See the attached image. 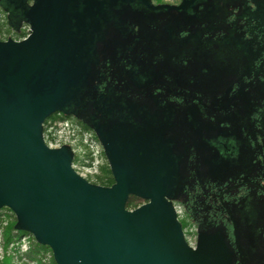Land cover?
I'll list each match as a JSON object with an SVG mask.
<instances>
[{
    "label": "water",
    "instance_id": "obj_1",
    "mask_svg": "<svg viewBox=\"0 0 264 264\" xmlns=\"http://www.w3.org/2000/svg\"><path fill=\"white\" fill-rule=\"evenodd\" d=\"M21 17L29 35L0 41V210L47 246L55 264H195L199 249L185 243L166 199L164 149L147 169L149 187L137 184L143 167L130 158L113 167L115 181L106 187L75 172L66 145L44 143L42 124L67 87L70 15L64 0H33ZM136 192L148 202L127 209Z\"/></svg>",
    "mask_w": 264,
    "mask_h": 264
},
{
    "label": "flooded vegetation",
    "instance_id": "obj_2",
    "mask_svg": "<svg viewBox=\"0 0 264 264\" xmlns=\"http://www.w3.org/2000/svg\"><path fill=\"white\" fill-rule=\"evenodd\" d=\"M146 1L148 5L140 0H73V18L81 23L79 31L71 24L69 13L71 29L66 35L70 47L63 73L67 87L64 98L55 107L53 115L56 117L52 121H68L72 129L95 142L102 160L98 177L102 180L114 182L113 167L124 158L143 167L154 145L163 149L169 144L174 157L186 151L184 141L175 140L170 133L181 131L182 124L177 120L187 106L196 120L193 131L205 136L215 134L211 122V129L204 131L200 104L207 100L203 96L201 71L196 65L186 64L184 55L187 43L196 44L197 36L193 34L195 39L187 42L186 23L161 16L184 9L177 8L182 1L177 4ZM32 3L30 0L29 6ZM209 119H205L206 123ZM66 146L72 161L77 160L72 147ZM193 146L199 148L202 144ZM222 148L230 151L226 144H222ZM204 150L207 160H200L198 169L205 174L207 171L219 173L214 169L217 162L213 143L206 144ZM120 151L125 154L119 156ZM178 158L183 159L181 155ZM161 164L167 165L164 168V183L169 189L166 199L182 212V219H177L184 220L182 233L188 227L194 230V248L200 249L218 238L229 264H264V212L257 208L261 198L253 201L247 190L243 193L242 205L231 209L218 208L216 200L212 202L215 206L209 207L210 201L206 198L201 202L203 209H193L195 215L191 218L187 193L182 194L181 200L175 198L173 191L177 179L167 178L170 168L167 160L162 159ZM184 164L186 167L187 159ZM235 164L237 162L231 166ZM249 165L250 158L242 172ZM102 168L108 171L102 172ZM240 172L237 169L232 174ZM86 177L91 175L86 173ZM190 186V183L184 186L185 190ZM139 199L142 204L148 202L145 197ZM250 203L259 209L257 213L253 211V216ZM254 216L256 222H252ZM199 231L206 234H199ZM251 249L252 257L247 255V250Z\"/></svg>",
    "mask_w": 264,
    "mask_h": 264
},
{
    "label": "trees",
    "instance_id": "obj_3",
    "mask_svg": "<svg viewBox=\"0 0 264 264\" xmlns=\"http://www.w3.org/2000/svg\"><path fill=\"white\" fill-rule=\"evenodd\" d=\"M260 1L199 0L187 8L161 14L175 18L177 22L184 21L187 36H197L196 44L187 43L184 55L186 64L196 65L201 71L203 96L207 100L205 104L199 103L204 131L211 129V123L215 129L213 135L196 134L192 129L193 125L196 127V120L187 106L177 120L182 124L181 131L170 133L175 140L184 141L186 151H180L174 157L169 144L163 148L165 160L171 164V175L177 179L173 195L181 200L182 194L187 193L191 201L188 206L191 218L195 215L193 209H203L201 202L206 198L210 201L209 207L215 206L212 204L215 200L221 209L235 208L237 204L241 206L243 193L247 190L253 201L261 198L258 204L264 208V4L258 5ZM18 2L6 0L3 3L0 0V11L5 14L10 28H17L24 21L21 16L17 19ZM29 2L27 0L26 6ZM55 117L52 114L46 119L53 120ZM205 119H209V123ZM195 143L202 146L195 148ZM210 143H213L216 152L215 164L220 166L219 169L214 164V169L219 170L217 174L212 171L205 174L198 169L199 161L207 160L204 146ZM222 144H226L230 151L223 149ZM243 150L250 153L249 168L245 172L240 169L241 172L234 176L229 166L239 161ZM180 155L182 160L178 158ZM99 180L101 186L108 187L114 183L112 179ZM187 181L191 186L186 191L184 186L189 184ZM137 195L141 193L128 197L127 209L138 207ZM183 221L178 220L181 230ZM13 230L17 235L28 234L15 219L5 226L4 247L14 238L11 234ZM199 234L206 233L199 231ZM40 251L51 254L47 246L34 240L28 250V259L37 260ZM247 255L253 256L252 249L247 250ZM36 263L41 264L40 261ZM0 264H11V257L3 255ZM49 264H55L52 257Z\"/></svg>",
    "mask_w": 264,
    "mask_h": 264
},
{
    "label": "rangeland",
    "instance_id": "obj_4",
    "mask_svg": "<svg viewBox=\"0 0 264 264\" xmlns=\"http://www.w3.org/2000/svg\"><path fill=\"white\" fill-rule=\"evenodd\" d=\"M1 1H3V3H6V0H1ZM163 1L169 4H177L180 0H163ZM64 2L67 4L69 13L72 16L71 24L76 29V31H79L81 23H79L73 18L75 15V10L72 9L73 0H64ZM260 4L263 5L264 0H261L258 3V5ZM26 5H27V0H19L18 8L16 9V12L19 13L17 19H19V17L24 12V8ZM1 14H0V20L3 18H5L6 20V17L3 16L4 13L2 15ZM186 39L188 42L194 40L195 38L194 35H192L191 37L187 36ZM87 138L88 136H84L74 132L73 136L70 135L68 138L65 139V142L71 145L73 149L72 150L73 154L77 158V160L74 161V164L76 165V170L84 175H86V173L91 174L97 171L99 172L98 167H100L102 163V160L101 158H99V156L97 157L96 160V158L93 155V152L95 153L96 151H98V147L95 146V142L92 141V144L91 142H88ZM89 144L90 146L92 145V147H90ZM162 151L163 150L161 149V147L154 145V150L151 151L150 157L142 163L143 168L137 169L136 181L139 186L143 188L149 187L147 169L149 166L157 165V156L161 153H164ZM124 154L125 152L123 151L119 152V156H123ZM249 158H250V153L246 150H243L241 152V156L237 164L230 167L231 172L234 173L237 171V169L240 170L243 167H245V163H247V159ZM167 178L171 179L172 175L168 174ZM142 202H143L142 200L137 199L138 206H140ZM257 208H260V211L262 210V213L264 212V208L262 207H257ZM250 209L252 216H253L252 214L253 211L255 213L257 210H259L256 209L251 203H250ZM14 220H15V216L9 210H7L6 208L0 210V261H2L3 255L11 257V264H37L36 262L38 261H40V263L42 264L43 259H47L46 261H49V252H44V251H40L38 253V256L36 255L37 260L28 259L27 256L28 250L30 249V247L34 242L33 236L31 234L17 235V232L13 230L11 234L14 236V238L6 247H4L3 235H4L5 226L11 222H14ZM252 220H253L252 222H256L255 221L256 217L254 216ZM187 236H189L188 239L187 237L184 238L187 245L192 249H195L194 248L195 240H196L195 232L193 229L190 231V227L187 228ZM253 239H256V237L254 236ZM199 253L200 255L195 260V264H229L227 262L228 261L227 258L223 255V252H221L220 242L218 238H213L207 245L201 246L199 249Z\"/></svg>",
    "mask_w": 264,
    "mask_h": 264
},
{
    "label": "built area",
    "instance_id": "obj_5",
    "mask_svg": "<svg viewBox=\"0 0 264 264\" xmlns=\"http://www.w3.org/2000/svg\"><path fill=\"white\" fill-rule=\"evenodd\" d=\"M0 12L3 14L2 11ZM3 16H5V14H3ZM29 33H30V26L27 23H22L20 27L17 30H15L8 26L5 18L0 20V41H6L8 39L20 41V40L25 39L29 35ZM64 132H67V133H64ZM74 132L79 134L75 129L71 128V125L69 124L68 121L56 123V122H53L51 119H46L42 124V139L44 143L47 145V147L49 148H59L63 145H68L65 142V139L68 138L70 135L73 136ZM87 140L88 142H91L92 144V141H90L88 138ZM90 147H92V145ZM93 155L97 160V157L99 156V150L96 151L95 153L93 152ZM71 167L75 170V172L78 175L83 177L89 183L99 185L100 181L98 178L99 177L98 171L95 173H91V174L89 173L91 177L87 178L86 175L81 174L76 170V165L74 164V161H72ZM174 211L177 216V219H182V212L180 211L178 206H174ZM183 235H184V238L186 237L187 239L189 238V236H187V230H184ZM51 257L52 255L49 253V261H46L47 259H43L42 264H49Z\"/></svg>",
    "mask_w": 264,
    "mask_h": 264
}]
</instances>
